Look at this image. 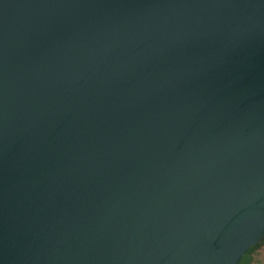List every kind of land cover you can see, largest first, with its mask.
I'll list each match as a JSON object with an SVG mask.
<instances>
[{
  "label": "water",
  "instance_id": "95a60500",
  "mask_svg": "<svg viewBox=\"0 0 264 264\" xmlns=\"http://www.w3.org/2000/svg\"><path fill=\"white\" fill-rule=\"evenodd\" d=\"M263 236L264 0H0V264Z\"/></svg>",
  "mask_w": 264,
  "mask_h": 264
},
{
  "label": "trees",
  "instance_id": "16d2710c",
  "mask_svg": "<svg viewBox=\"0 0 264 264\" xmlns=\"http://www.w3.org/2000/svg\"><path fill=\"white\" fill-rule=\"evenodd\" d=\"M264 244V236L254 244L247 247L245 252L240 257L238 264H249L253 260V253Z\"/></svg>",
  "mask_w": 264,
  "mask_h": 264
},
{
  "label": "rangeland",
  "instance_id": "374dc122",
  "mask_svg": "<svg viewBox=\"0 0 264 264\" xmlns=\"http://www.w3.org/2000/svg\"><path fill=\"white\" fill-rule=\"evenodd\" d=\"M249 264H264V244L253 253V260Z\"/></svg>",
  "mask_w": 264,
  "mask_h": 264
}]
</instances>
